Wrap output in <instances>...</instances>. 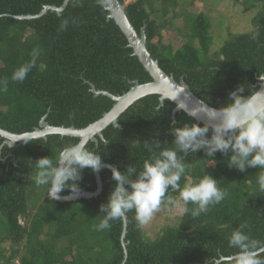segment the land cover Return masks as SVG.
Returning <instances> with one entry per match:
<instances>
[{
  "label": "trees",
  "instance_id": "1",
  "mask_svg": "<svg viewBox=\"0 0 264 264\" xmlns=\"http://www.w3.org/2000/svg\"><path fill=\"white\" fill-rule=\"evenodd\" d=\"M127 1L120 0L135 29L140 33L146 26L152 57L177 81L184 79L205 102L219 108L230 101L228 94L238 85H246L244 95L249 89H258L259 77L264 76V0H232L245 10L256 11L252 29L238 33L228 29L227 39L216 51H212L215 34L210 13L188 10L195 0L186 6L180 0ZM63 2L0 0V88L7 80V90L0 91V127L5 130L30 132L40 127L44 117L54 126L84 128L115 103L94 92L92 85L120 95L135 80L152 81L121 28L109 17L105 0H70L61 13L50 9L39 17H18L38 15L46 5L61 6ZM180 7L182 12L177 11ZM179 17L182 26L176 30L184 42L175 47L164 39L171 18ZM63 19L69 24L59 31ZM34 48L40 50L37 67L23 82L13 81V71L31 59ZM160 101L159 94L137 100L120 115V127L111 124L103 130L109 140L106 145L90 140L88 147H98L102 163L122 173L129 165L139 171L150 155L144 141L155 139L171 146L172 121L177 127L184 123L203 126L183 110L173 117L176 104L170 99L156 112ZM79 139L50 134L7 147L0 135V264H224L221 258L236 251L229 248L226 233L242 223L248 225L246 231L253 238L264 241V193L256 190L258 167L241 172L229 167L230 151L210 158L199 150L184 155L189 169L181 185L206 173L227 193L225 199L196 218L190 211L182 212L174 224L163 226L154 236H148L134 212H129L124 247L123 218L110 221L109 229L98 231L96 227L104 215L100 205L107 202L114 184L109 168L100 170L103 190L92 198L51 200L46 186L33 182L35 171L29 161L55 160L65 145ZM77 183L80 192L98 187L90 168L82 170ZM70 193L67 187L61 192ZM171 195L179 201L178 193Z\"/></svg>",
  "mask_w": 264,
  "mask_h": 264
},
{
  "label": "clouds",
  "instance_id": "2",
  "mask_svg": "<svg viewBox=\"0 0 264 264\" xmlns=\"http://www.w3.org/2000/svg\"><path fill=\"white\" fill-rule=\"evenodd\" d=\"M126 5V4H125ZM75 23V21H72ZM68 19H63L59 31L66 30ZM40 50L34 48L31 59L17 67L11 76L13 81L23 82L28 73L37 67ZM261 81L264 78L259 77ZM0 91L7 90V80L3 82ZM246 85H238L229 92L230 101L219 108H207L208 116L203 126L197 123H184L177 127L172 121L170 133L174 137L171 146L153 140L144 141V147L150 155L143 160L138 171L129 165L125 172L111 167L114 184L108 194L107 202L100 205L102 219L97 224V230L110 228V221L122 219L129 212H134L138 224L149 222L153 215L163 206H176L182 201V211L191 212L193 218L206 212L209 206L220 204L227 193L221 189L217 180L204 173L198 179L181 185V179L189 169L184 155L203 150L208 157H214L217 152L231 155L227 163L235 166L241 172L246 167H258L257 192L264 193V90L249 89L244 95ZM183 109V105H177ZM162 108L161 101L155 111ZM196 117V116H194ZM71 119V116H70ZM211 131V134L209 132ZM93 140V138H92ZM106 145L109 140L100 137ZM27 142V140L25 141ZM89 140L79 139L75 143L65 145L55 160L41 157L29 161L35 171L33 182L36 186H46V196L51 200L60 199V193L67 187L73 194H79L78 181L85 168L92 171L101 169L102 160L99 151L88 147ZM3 145H0L2 148ZM11 147V145H7ZM171 193L179 194V201ZM194 205L189 209L187 205ZM248 225L242 223L226 233L229 248L236 251L227 257H222L224 264H264V241L257 240L246 231Z\"/></svg>",
  "mask_w": 264,
  "mask_h": 264
},
{
  "label": "water",
  "instance_id": "3",
  "mask_svg": "<svg viewBox=\"0 0 264 264\" xmlns=\"http://www.w3.org/2000/svg\"><path fill=\"white\" fill-rule=\"evenodd\" d=\"M70 0H64L61 6L55 5H46L44 9L38 15H22L18 16L19 18H34L36 16H42L50 9L61 13ZM105 8L110 11L109 17L113 18L118 26L121 28L123 33L128 39L129 46L133 48V54L136 55L145 69L150 73L152 81L145 83H140L138 80L134 81L133 86L124 94L115 95L106 90H97L94 85H92L94 92L97 94H104L112 98L115 103L113 107L107 111L101 118L92 122L84 128H77L75 126L66 127V126H54L49 124L45 117L42 118L40 122V127L36 128L30 132L24 133H13L8 130H5L0 127V135L4 137L5 144H10L11 146L15 145L19 141L34 139V138H47L50 134H61L68 136H76L81 138L88 139L89 141L98 140L97 136H103V130L109 125L113 124L114 126L120 127L119 117L126 111L131 105H133L137 100L150 95V94H159L161 104H164L166 99L173 101L176 106L173 110V117L179 111H185L192 117H194L198 123L204 124L207 120L208 111L206 107L216 108L199 96H197L191 89L188 83L181 79L177 81L172 75L167 74L159 65L158 60L154 59L147 48V35H146V26L141 28L140 33L135 29L131 23L127 12L126 5L120 2V0H105ZM264 78V76H261ZM259 90H264V81L259 79L257 83ZM177 105H183V109L178 108ZM206 106V107H205ZM92 140V141H93ZM113 165L109 163H102V168H109ZM100 169V170H101ZM99 171H95L96 180L98 187L95 191H82L79 194H73L72 192L67 195H62L60 193V199L58 201H71L78 200L82 198H92L99 195L103 190V181ZM124 220V230L122 233V243L126 247V233H127V216L123 218ZM222 260V259H221ZM218 260L217 262H219Z\"/></svg>",
  "mask_w": 264,
  "mask_h": 264
},
{
  "label": "rangeland",
  "instance_id": "4",
  "mask_svg": "<svg viewBox=\"0 0 264 264\" xmlns=\"http://www.w3.org/2000/svg\"><path fill=\"white\" fill-rule=\"evenodd\" d=\"M133 0H128V2ZM181 6H186L189 0H180ZM160 1H157V5ZM212 8V12L210 11ZM188 10L194 13L200 11H208L212 18L214 37V45L212 51L220 48L221 44L227 39L231 29L232 33L247 32L252 29V17L255 10H245L240 5H236L232 0H195L194 6L188 7ZM178 12L183 11V7L177 9ZM171 24L168 27L167 36L164 42H171L175 47L182 45L184 40L178 36L176 28L182 26V17L171 18ZM183 205L179 202L176 206H167L160 209L153 215V218L143 224L144 230L148 236H154L163 226L174 224L181 215Z\"/></svg>",
  "mask_w": 264,
  "mask_h": 264
}]
</instances>
